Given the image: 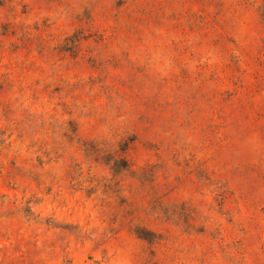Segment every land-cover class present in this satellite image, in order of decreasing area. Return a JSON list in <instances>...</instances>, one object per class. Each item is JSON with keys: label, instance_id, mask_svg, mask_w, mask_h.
<instances>
[{"label": "clouds", "instance_id": "obj_1", "mask_svg": "<svg viewBox=\"0 0 264 264\" xmlns=\"http://www.w3.org/2000/svg\"><path fill=\"white\" fill-rule=\"evenodd\" d=\"M0 264H264V0H0Z\"/></svg>", "mask_w": 264, "mask_h": 264}, {"label": "rangeland", "instance_id": "obj_2", "mask_svg": "<svg viewBox=\"0 0 264 264\" xmlns=\"http://www.w3.org/2000/svg\"><path fill=\"white\" fill-rule=\"evenodd\" d=\"M89 259H91V257H89Z\"/></svg>", "mask_w": 264, "mask_h": 264}]
</instances>
